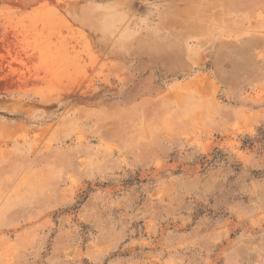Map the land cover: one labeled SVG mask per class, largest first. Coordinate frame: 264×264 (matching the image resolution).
<instances>
[{"label":"rangeland","instance_id":"obj_1","mask_svg":"<svg viewBox=\"0 0 264 264\" xmlns=\"http://www.w3.org/2000/svg\"><path fill=\"white\" fill-rule=\"evenodd\" d=\"M264 0H0V264H264Z\"/></svg>","mask_w":264,"mask_h":264},{"label":"trees","instance_id":"obj_2","mask_svg":"<svg viewBox=\"0 0 264 264\" xmlns=\"http://www.w3.org/2000/svg\"><path fill=\"white\" fill-rule=\"evenodd\" d=\"M263 138H264V128L261 127L259 128L258 136L255 139L249 137L247 140H245V143H247L250 140V144H253L255 140L261 141Z\"/></svg>","mask_w":264,"mask_h":264}]
</instances>
